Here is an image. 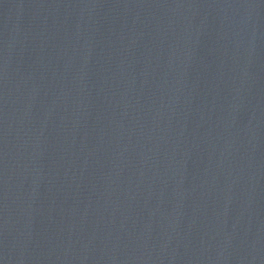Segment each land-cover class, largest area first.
Segmentation results:
<instances>
[{
	"label": "water",
	"instance_id": "95a60500",
	"mask_svg": "<svg viewBox=\"0 0 264 264\" xmlns=\"http://www.w3.org/2000/svg\"><path fill=\"white\" fill-rule=\"evenodd\" d=\"M0 264H264L216 0H0Z\"/></svg>",
	"mask_w": 264,
	"mask_h": 264
}]
</instances>
